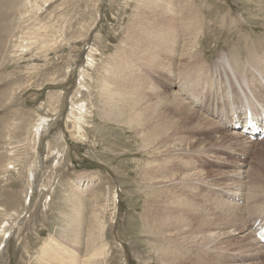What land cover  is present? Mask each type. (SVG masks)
I'll return each instance as SVG.
<instances>
[{"label":"rangeland","instance_id":"rangeland-1","mask_svg":"<svg viewBox=\"0 0 264 264\" xmlns=\"http://www.w3.org/2000/svg\"><path fill=\"white\" fill-rule=\"evenodd\" d=\"M194 45L203 63L189 78L182 72ZM261 56L264 0H0V264H44L39 248L50 236L88 257L98 225L107 253L91 264L264 262L251 242L233 241L250 227L237 216L249 210L254 167L263 162L264 172V138L250 142L225 124L206 127L216 141L192 127L170 136L182 111L161 106L174 92L217 121L203 109L218 103L195 106L189 97L224 86L225 101L230 92L264 97L235 78L251 59L262 81ZM127 71L142 83L139 94H126ZM218 217L229 226L225 243L197 220Z\"/></svg>","mask_w":264,"mask_h":264},{"label":"bare ground","instance_id":"bare-ground-1","mask_svg":"<svg viewBox=\"0 0 264 264\" xmlns=\"http://www.w3.org/2000/svg\"><path fill=\"white\" fill-rule=\"evenodd\" d=\"M29 4V3H28ZM23 5H24V3H23ZM30 6H32V5H30ZM33 6H35V4H33ZM31 9V8H30ZM29 12H30V10H29ZM167 10L166 9H164V10H162L161 11V13L160 12H158L159 13V16L161 17V21L162 22H164L165 20H167L166 18H164L165 17V15L167 16ZM168 13H169V11H168ZM170 13H172V12H170ZM161 14V15H160ZM159 16L157 17V18H159ZM186 27V26H185ZM162 30V29H161ZM161 32H160V30H157L156 31V34L155 35H158V34H160ZM175 39L174 38H171V39H166V40H163V41H161L160 42V45L159 46H156V44L154 43V45L152 46V48H153V50L154 51H159V49H163V47H168V45L169 44H171L173 41H174ZM155 41V40H154ZM142 46V45H141ZM194 48H195V54L194 55H188L186 58H185V62H186V64L185 65H187L188 67H184V69H183V71L184 72H182V73H186V72H190V69L192 68V69H195L196 67H198V66H201L202 65V63H203V59H202V57H201V55H200V53L198 52V50H200V48L199 49H197V46L196 45H194ZM152 50V51H153ZM167 49H164L163 50V53H160L159 52V54H160V56L161 57H156V59H158V63L156 64H153L155 67H157L158 66V64H162L163 63V60H165L167 57H168V54H167ZM219 56V55H218ZM255 58V57H254ZM222 56H219L218 57V60H217V62L218 63H223V61H222ZM259 61H260V63H261V65L262 66H260L261 67V69L264 71V56L262 57H260L259 58ZM254 62H253V60H248L247 59V64L245 65V64H242V66L240 65L239 66V68L240 67H245V73L244 74H241L240 75V77H239V73H237V71H236V76L237 77H235V78H238V82H237V84H239L240 86H245V87H252V88H255V90H256V93H262L263 91H264V86L262 85L263 84V81H264V79L261 81V80H258V78H256L255 77V71H257V70H260L255 64H253ZM205 64V63H204ZM224 65V64H223ZM237 65V64H236ZM206 66V65H205ZM204 66V67H205ZM232 66V65H231ZM238 67V66H237ZM199 68V67H198ZM226 68V67H225ZM236 68V67H235ZM191 69V70H192ZM230 69H231V67H230ZM237 69V68H236ZM243 69V68H242ZM161 70V69H160ZM198 70V69H197ZM223 70V69H222ZM234 70V69H233ZM244 70V69H243ZM157 71V70H156ZM235 71V70H234ZM261 71V70H260ZM158 72V71H157ZM200 73V72H199ZM199 73H197V74H195V76H198L199 75ZM243 73V72H242ZM259 73V72H258ZM187 74V73H186ZM190 74V73H189ZM189 74H187V75H189ZM201 74V73H200ZM220 74H223V73H220ZM227 74V73H226ZM126 75L128 76V78L126 79V83H124V85H126V87H125V90H126V94H128V95H132L133 93H135V92H137L138 94H139V92H140V88H141V86H142V83H138V84H134V82L132 81L133 79V76L135 75V74H131V73H129V71H127L126 72ZM182 75V74H181ZM204 75V74H203ZM263 75V74H262ZM190 76L191 75H189L188 77L190 78ZM215 76V75H214ZM222 76V75H221ZM257 76V75H256ZM139 77V76H138ZM137 77V78H138ZM187 77V78H188ZM217 77V76H216ZM184 78V77H183ZM188 78V79H189ZM195 78V77H194ZM199 78V77H198ZM230 78V77H229ZM224 79V78H223ZM256 79V80H255ZM195 80V79H194ZM201 81L200 82H202V81H205L204 79H200ZM191 82V81H190ZM188 83V82H187ZM196 83V82H195ZM207 83H209L210 84V86L212 85V84H217V88H218V86H219V84H220V81H218L216 78H213L212 79V76H211V80L210 81H208ZM232 83H234V82H232ZM203 84V83H202ZM206 84V83H205ZM139 85H140V87H139ZM187 85H189L188 86V88L190 87V88H192L191 87V83H189V84H187ZM199 85H201V84H199ZM234 85H235V83H234ZM247 85V86H246ZM206 86V85H205ZM199 87V86H198ZM224 87H226V86H224ZM224 87H222V88H224ZM216 88V87H215ZM222 88H221V90L220 89H215V94H216V100L215 99H211V97H214L215 95H214V92L213 93H211L210 92V88L209 89H206V91L202 88L199 92H196V97L195 98H193V97H189L190 98V102H192V104L193 105H201V103H202V101H203V98H207V100L209 101H213V105H214V103H218L219 105H228V103H229V101L227 100V101H225L224 100V94L221 92L222 91ZM227 88V87H226ZM196 89V88H195ZM183 90H186V89H183ZM189 90V89H188ZM193 90H194V88H193ZM198 90V89H197ZM197 90H195V91H197ZM181 92H183L182 90H181ZM186 92V91H185ZM184 92V93H185ZM192 92V91H191ZM190 92V93H191ZM153 93H156L155 91L153 92ZM177 94V93H176ZM174 94V92H173V95H172V99H171V101L170 102H168V101H163V103L161 102V106L163 107L162 109H164V107L165 108H167V111H171L172 112V110H174V111H182V115H181V117H178V118H181V122L180 121H178V118L177 117H175V121L173 122L172 120V123H173V125H172V130H171V134H170V136H172V134L174 135V133H177L178 131H181V128H185V127H192V128H194L195 130H196V132H202L204 135V137L206 138V137H208V138H210L211 140H214V141H216L217 140V138L216 137H214V136H211V135H209L208 133L207 134H205L206 132H205V130H207V128L206 127H208V128H211V129H215V128H219V126L221 127V125H220V123L219 122H217L216 120L215 121H213V119L211 120L210 118H209V116H207L206 114H201V113H199L198 111H196L194 108H191V107H189L188 106V104H186L183 100H182V98L177 94ZM192 94V93H191ZM195 94V93H194ZM250 94V93H249ZM245 95V99L247 100V101H250L253 105H254V103H253V99H255V100H257L259 103H261L262 105L264 104V97H262V96H258V97H256L255 98V96H254V93H252L251 95L252 96H250V95ZM156 95V94H155ZM158 96H161L160 94H157ZM230 95L232 96V98H233V101L234 102H238V101H240V97L238 98L237 96H236V94L235 93H233V92H230ZM134 98H136L137 100L139 99V98H141V94L139 95V96H136V97H134ZM155 98V97H154ZM160 98V97H159ZM188 98V97H187ZM188 98V99H189ZM161 99V98H160ZM137 100H135V101H133V99H132V101L135 103ZM159 100V99H158ZM145 101V100H144ZM162 101V100H161ZM232 101V102H233ZM131 102V101H130ZM133 102H131V103H133ZM159 103H160V100L158 101ZM82 103V102H81ZM207 104V103H206ZM191 105V104H190ZM156 106V105H155ZM157 106H158V103H157ZM208 106V108H204L203 110L204 111H206V112H210V113H215V106L214 107H210L209 108V105H207ZM206 106V107H207ZM264 106V105H263ZM83 107V106H82ZM153 107H154V105H153ZM234 107V111L232 112H230V114H226V120H227V124H225L227 127L229 126V125H231L232 124V122H237V118L234 116V114H237V115H239V113H240V111L239 112H237L236 111V106H233ZM159 108V107H158ZM201 109V108H200ZM80 110V109H79ZM155 110H156V108H155ZM159 110V109H158ZM157 110V111H158ZM197 110H199L198 108H197ZM241 110H242V106H241ZM200 111V110H199ZM223 111V110H222ZM225 111V110H224ZM166 112V111H165ZM170 112V113H171ZM155 113H156V111H155ZM162 113H163V111H162ZM162 113H161V115H162ZM172 113H174V112H172ZM180 113V112H179ZM225 113H227V112H225ZM165 114H167V112L165 113ZM171 114H169L168 115V117L170 116ZM173 115H176V113H174ZM164 116H166V115H164ZM178 116H180L179 114H178ZM79 118V117H78ZM170 119V118H169ZM195 120V121H194ZM219 120H221V117L219 118ZM169 121V120H168ZM171 124V123H170ZM224 124V123H223ZM41 124H37V126L39 127ZM163 126H165V125H163ZM167 126V125H166ZM40 129L38 128V130H37V132L39 131ZM217 130V129H216ZM211 131V130H210ZM229 132H227V133H224V135L222 136L223 138L225 137V135L226 134H228ZM231 134H232V132H231ZM239 137L240 136H242L241 134L239 135L238 133H236ZM176 135V134H175ZM233 136V135H232ZM231 136V137H232ZM235 137V136H234ZM233 137V138H234ZM237 138V137H236ZM241 138H243V137H241ZM226 139L227 140H230V139H232V138H227L226 137ZM243 140V139H242ZM219 141V140H218ZM231 141H233V140H231ZM199 142H201L202 143V145H207V142L205 141V140H203V139H200L199 140ZM211 142V141H210ZM239 142V141H238ZM242 142V141H241ZM251 142V141H250ZM253 144V143H252ZM223 145V144H222ZM241 145V144H240ZM249 145V144H248ZM250 145H251V143H250ZM208 146V145H207ZM239 146V145H238ZM230 147V146H229ZM242 147V146H241ZM249 147V146H248ZM215 148V147H214ZM217 148V147H216ZM204 149H206L205 147H201V148H199V149H192V150H197V152L198 151H203ZM209 149V148H208ZM191 152H189V154H190ZM182 154V153H181ZM199 154V153H198ZM263 161V160H262ZM262 164H263V162L261 163V164H258V165H256L255 167H254V169H253V171H252V175H253V181H254V184L252 185V188H250V196H248V201H246L247 203H246V205H244V206H246L249 210H248V212H243V215L241 216V214L239 213L238 215H239V217L237 216V220H240V218H242V220H243V222H242V225H243V227L246 225L247 226V224L248 223H250L251 221L254 223L258 218H260L261 220H263L264 219V177H262V175L264 174V172H263V169H262ZM34 167V166H33ZM32 167V168H33ZM249 169V168H248ZM197 171V170H196ZM248 172V171H247ZM192 173H195L194 171L192 172ZM240 173V172H239ZM29 176H31V178H33V171L30 169V172H29ZM200 176V175H199ZM200 179H202V178H200ZM199 178H195V180H200ZM166 180H168V179H166ZM245 182V181H244ZM170 184L172 183V184H178L179 183V181H171V182H169ZM203 183H205V182H203ZM226 184V183H225ZM175 187H177V186H175ZM239 187V186H238ZM240 188V187H239ZM234 189H238V188H234ZM221 190V189H220ZM231 190V189H230ZM233 191V190H232ZM235 191V190H234ZM256 192V193H258V194H256V193H253L252 194V192ZM243 192V191H242ZM241 192V193H242ZM248 192V191H247ZM228 195H230L231 196V194H229V193H232V192H226ZM240 195V194H239ZM234 196V195H233ZM243 196V195H242ZM242 199V198H241ZM247 200V199H246ZM220 201V200H219ZM229 201H231V202H234V201H232V200H229ZM221 203V202H220ZM228 205H231L228 201L226 202ZM243 204V203H242ZM214 205V204H213ZM224 205H226V204H224ZM227 205V206H228ZM240 205V204H239ZM243 206V205H242ZM218 207V206H217ZM229 207H231V206H229ZM223 209V208H222ZM230 209V208H229ZM235 209V208H234ZM219 210V209H218ZM228 211V210H227ZM230 211V210H229ZM233 212H236V211H233ZM240 212V211H239ZM229 213V212H228ZM223 214V213H222ZM221 214V215H222ZM227 215V214H226ZM241 216V217H240ZM219 218V217H218ZM235 218V217H234ZM221 219L222 218H219V219H208V218H198L197 220H200V221H204V222H206L207 224H209L210 226H211V228L212 229H219L218 231H216V232H214V233H211V234H213V236L215 235L216 236V238H214L215 239V241L217 240V241H220V243H225V242H227L228 240H229V238L231 237V235H230V232H227L226 230L224 231H221L225 226H228V225H225V224H227L226 222H224V221H221ZM220 220V221H219ZM228 220V218L225 220V221H227ZM242 220H240V221H242ZM236 221V220H235ZM237 222V221H236ZM235 222V223H236ZM239 222V221H238ZM235 223H234V225L232 224L230 227L232 228L233 226H235ZM240 223V222H239ZM252 223V224H253ZM228 224H229V221H228ZM237 224L238 223H236V226H237ZM241 225V224H240ZM99 227V225L96 227V235H94V237H92V245L93 246H91V247H89V249L87 250V252L89 253V256L88 257H86V255H84V256H82L81 254H76V255H72L71 254V252H68V251H70V249H67V247H69V246H65L61 241L62 240H60V239H58V238H56V237H54V236H50L49 238H47V239H45L46 241L43 243V245L39 248V253H38V255L40 256V258H41V260H42V262L44 263V264H91L92 263V261L93 260H96V259H98V258H103V257H106V253H107V248H106V242L104 241V239L102 238L103 236H102V234H103V232H101L100 231V229L102 230V226H101V228L99 229L98 228ZM229 227V226H228ZM243 227H239V226H237V227H235V228H232V229H235V230H238V232H242L241 230H243ZM225 228H227V227H225ZM211 229V230H212ZM228 229V228H227ZM97 230H98V233H97ZM229 231V230H228ZM247 231V230H246ZM180 238V237H179ZM187 240V239H186ZM236 240V242L238 243V245H240L241 244V246L246 242V241H249V242H251L253 245H254V249H255V251H254V253H255V256L254 257H257V255H262V254H264V249H263V246L254 238V236H253V233L251 232V230L249 229L248 230V232H246V233H244V234H241V235H238L237 237H236V239H234L233 241H235ZM96 243V244H95ZM181 242H179V244H180ZM235 243V242H234ZM237 243H236V246H237ZM186 244V243H185ZM181 245V244H180ZM187 245V244H186ZM217 245V244H216ZM244 246H246V245H244ZM248 246V245H247ZM252 246V245H251ZM245 248V247H244ZM243 249V248H242ZM178 250H180V247H178V248H175V247H172V251H174L176 254H179L180 255V253L178 252ZM245 250V249H244ZM250 249H248V251H249ZM78 252V251H77ZM186 252V251H185ZM252 252V251H251ZM250 253V252H249ZM184 256H186V255H184ZM195 256V255H194ZM239 256H241V255H239ZM246 256H248V255H246ZM252 256V255H251ZM263 256V255H262ZM253 257V258H254ZM255 259V258H254ZM40 260V261H41ZM93 263H94V261H93ZM255 263V262H254ZM253 263V264H254ZM264 262L262 261V260H260L259 262H256V264H263Z\"/></svg>","mask_w":264,"mask_h":264}]
</instances>
